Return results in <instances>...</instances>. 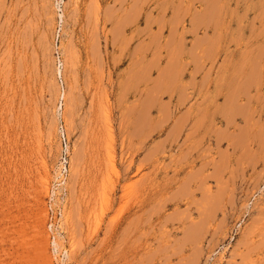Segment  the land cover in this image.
Instances as JSON below:
<instances>
[{"label":"rangeland","instance_id":"rangeland-1","mask_svg":"<svg viewBox=\"0 0 264 264\" xmlns=\"http://www.w3.org/2000/svg\"><path fill=\"white\" fill-rule=\"evenodd\" d=\"M57 3L0 0V264H264V0Z\"/></svg>","mask_w":264,"mask_h":264},{"label":"built area","instance_id":"built-area-1","mask_svg":"<svg viewBox=\"0 0 264 264\" xmlns=\"http://www.w3.org/2000/svg\"><path fill=\"white\" fill-rule=\"evenodd\" d=\"M57 11H58V24L60 26V31L61 32L62 28H63V24H64V20L63 17L65 19V12H64V3L65 0H57ZM61 142H62V146H63V151H64V158H63V166H62V170L64 173L67 172L68 168H67V164H68V157H69V153H70V141L67 137V134L65 132V130L62 128L61 131ZM64 175V174H63Z\"/></svg>","mask_w":264,"mask_h":264}]
</instances>
